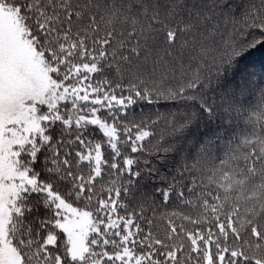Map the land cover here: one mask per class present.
Returning a JSON list of instances; mask_svg holds the SVG:
<instances>
[{
    "label": "snow or ice",
    "instance_id": "snow-or-ice-1",
    "mask_svg": "<svg viewBox=\"0 0 264 264\" xmlns=\"http://www.w3.org/2000/svg\"><path fill=\"white\" fill-rule=\"evenodd\" d=\"M237 7L0 0V264H250L222 222L180 230L178 241L145 234L137 220L155 202L132 191L148 157L171 148L144 144L161 117L134 109L195 101L211 111L205 90L216 75L264 44V0L243 8V27ZM170 115L173 136L196 118ZM177 185L163 202L184 200Z\"/></svg>",
    "mask_w": 264,
    "mask_h": 264
},
{
    "label": "trees",
    "instance_id": "trees-1",
    "mask_svg": "<svg viewBox=\"0 0 264 264\" xmlns=\"http://www.w3.org/2000/svg\"><path fill=\"white\" fill-rule=\"evenodd\" d=\"M234 3L241 21L238 27H243L240 12L245 6L259 7L260 0ZM250 10L255 13V8ZM231 33L229 27L225 39ZM205 95L215 102L211 111L195 101L134 109L135 114L143 111L161 117L152 115L158 123L146 129L152 134L144 142L147 147L164 140L171 145L169 151L148 157L140 177L134 178L133 194L155 202L145 206L147 219L140 218L137 224L145 234L176 236L178 241L180 230L184 235L198 227L207 231L222 222L230 244L242 249L250 264H264V44L244 47L216 75ZM186 112L195 113L196 118L181 133L169 134L170 113ZM109 179L105 174L97 184L105 189V197ZM173 179L178 188L183 187L185 198L179 200L172 193L163 202L162 193ZM237 233L239 239H233Z\"/></svg>",
    "mask_w": 264,
    "mask_h": 264
}]
</instances>
